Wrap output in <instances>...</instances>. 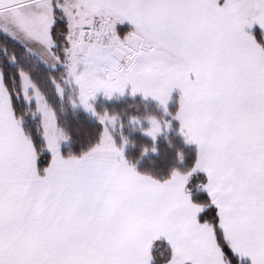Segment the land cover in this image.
<instances>
[{
	"label": "snow or ice",
	"instance_id": "1",
	"mask_svg": "<svg viewBox=\"0 0 264 264\" xmlns=\"http://www.w3.org/2000/svg\"><path fill=\"white\" fill-rule=\"evenodd\" d=\"M0 264H264V0H0Z\"/></svg>",
	"mask_w": 264,
	"mask_h": 264
}]
</instances>
